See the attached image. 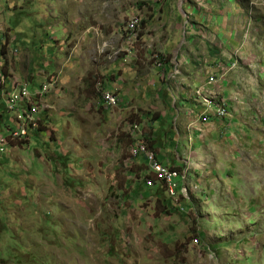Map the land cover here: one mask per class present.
Wrapping results in <instances>:
<instances>
[{
  "label": "rangeland",
  "instance_id": "obj_1",
  "mask_svg": "<svg viewBox=\"0 0 264 264\" xmlns=\"http://www.w3.org/2000/svg\"><path fill=\"white\" fill-rule=\"evenodd\" d=\"M0 140V264H264V0H0Z\"/></svg>",
  "mask_w": 264,
  "mask_h": 264
},
{
  "label": "built area",
  "instance_id": "obj_2",
  "mask_svg": "<svg viewBox=\"0 0 264 264\" xmlns=\"http://www.w3.org/2000/svg\"><path fill=\"white\" fill-rule=\"evenodd\" d=\"M25 87L28 86H25L24 84H20L17 86V88L12 90L11 95L9 96L10 98H8L6 102L7 108L15 109L16 106H20V103H24L25 101L28 100L29 97L25 95ZM103 100L105 103H116V104L119 103V100L117 99V96L115 94L108 95L106 98H103ZM209 112H211L212 114V109H208V113ZM222 113H224V111H222ZM211 114H209L208 116L209 118ZM30 116H32L31 113L24 114L23 118L15 117L13 119V126L11 128L6 129L7 133H20L21 136L29 137L28 130L30 131L37 128V124H32V126H25V117H30ZM136 138H137V134L136 136H134V142ZM6 147L7 144L5 142L0 141V153L5 152ZM143 161L145 162V165H153L154 169L159 170L160 174H161V167L165 166L160 161L150 162L149 155H146V153H145V159H143ZM145 185L149 189H152V186L149 185V182H145ZM160 187L162 188V190H173L176 193L182 194L181 173H173L172 175L162 176V183H160Z\"/></svg>",
  "mask_w": 264,
  "mask_h": 264
},
{
  "label": "crops",
  "instance_id": "obj_3",
  "mask_svg": "<svg viewBox=\"0 0 264 264\" xmlns=\"http://www.w3.org/2000/svg\"><path fill=\"white\" fill-rule=\"evenodd\" d=\"M182 81H187L186 80V77H184L183 78V80ZM191 81V83H193V80H190ZM192 86L190 83L189 84H186L185 85V87H187V86ZM221 87V86H220ZM16 88V87H15ZM14 88V89H15ZM26 90V89H25ZM179 90V92H180V94H181V90L180 89H178ZM216 91V90H215ZM25 93H27V91L25 92ZM183 95L185 96H183V99H185V100H187L188 98H186V97H188L189 95H190V93H191V91H186L185 89L183 90ZM186 93H187V95H186ZM243 93V92H242ZM241 93V94H242ZM27 96V95H26ZM203 98H206V97H203ZM211 99V98H210ZM213 100V99H212ZM218 100H220V99H218ZM232 101H234V98L233 99H231V100H229V104H230V106H232ZM232 102V103H231ZM190 105H192V103L190 102V101H184L183 100V102L180 104V106L182 107V106H185L186 107V110L188 111L189 109H191V108H189V106ZM110 106V105H109ZM195 106H196V104H195ZM229 106V107H230ZM233 107V106H232ZM201 108L203 109L204 107H203V105L201 104ZM203 110H205V108L203 109ZM195 111V110H194ZM194 111L193 110H191V113H192V115L194 114ZM214 119H218V120H223V119H219L218 117H216L215 116V113L214 112H212V114L210 115V120H214ZM224 121L225 122H223L224 124H226V125H228V123H229V119H224ZM216 123L217 124H219L221 127H222V124H221V122H218V121H216ZM188 124H193V123H188ZM188 128V130H185L184 132H185V134H184V138L182 139V141H183V143H182V145H179V144H177L176 146H175V151H176V154L174 153V155H175V157H176V159H178V160H180V158L182 159V161L180 162V161H177V162H179V164H178V166H176V169L177 168H183V170H185V169H187L188 170V167H186V165L187 166H189V163H190V161L192 160V157H190L189 156V153H191L192 152V154L196 157V155H198V153L197 152H195V150H199L198 152H200V155H201V153H203V150H202V146H201V144H200V142H199V140H196L197 138H198V136H196V135H198L196 132L195 133H191V129H192V127L191 128H189V127H187ZM173 133H174V130H173ZM174 135V134H173ZM190 136V137H189ZM187 137H189L188 138V144H186V139H187ZM131 138V137H130ZM191 140V141H190ZM196 140V145H193V143H194V141ZM148 143V142H147ZM174 143V142H173ZM172 143V144H173ZM172 144H170V145H167L166 147H169L170 148V146L172 145ZM148 146H149V144H148ZM156 146H158L159 147V145H156ZM149 148L151 149V150H153L150 146H149ZM196 148V149H195ZM195 149V150H194ZM154 151V150H153ZM155 152V151H154ZM157 155V154H156ZM165 155H163V153L160 151V154L157 156V158H158V160H160V162H162L164 165H167V164H165L164 162V157ZM144 158L145 159V157L144 156H141L140 158ZM139 158V159H140ZM197 160H199L200 159V156L198 155L197 157ZM188 160V161H187ZM205 165H206V163H205ZM150 171V170H149ZM188 172V171H187ZM196 173V174H195ZM194 174H192L191 172H189L188 174H190V181H192V182H194V180L197 178V177H200V179H202V175H200L199 174V172L197 173V172H195ZM149 174V173H148ZM150 174H151V172H150ZM153 176H155L154 174H152ZM159 182V181H158ZM201 183L203 184V180H201ZM202 184H201V186H200V191L202 192L201 194L202 195H207V191H205L204 190V188H203V186H202ZM191 185H193V184H191ZM196 188H197V190L199 191V186H196ZM196 193H198V192H194L193 193V195H196ZM192 195V196H193Z\"/></svg>",
  "mask_w": 264,
  "mask_h": 264
},
{
  "label": "bare ground",
  "instance_id": "obj_4",
  "mask_svg": "<svg viewBox=\"0 0 264 264\" xmlns=\"http://www.w3.org/2000/svg\"><path fill=\"white\" fill-rule=\"evenodd\" d=\"M114 93H112V92H105L104 94H103V98H106L108 95H113ZM212 102H213V100L212 99H210ZM209 102L207 101V104H208ZM108 104H110V105H115L116 103H108ZM225 104V103H224ZM212 105H215V103L213 102V104ZM216 105H223L222 103H220V104H216ZM226 105V104H225ZM204 107V106H203ZM226 107H227V105H226ZM205 108V107H204ZM205 110H206V108H205ZM228 110V109H227ZM9 111V110H8ZM207 111V110H206ZM11 112V111H10ZM26 112V111H25ZM208 112V111H207ZM212 112H214V111H212ZM215 113V112H214ZM215 116L216 117H218L219 119H222V118H220L219 116H217L216 114H215ZM224 120V119H223ZM1 142H2V140H0ZM148 144V143H147ZM150 149V148H149ZM151 150V149H150ZM149 160H150V162H156V158H155V156L153 155V154H150L149 155ZM152 167H153V165H152ZM154 168V167H153ZM176 169V168H175ZM156 172H158V173H160L159 172V170H157V169H154ZM173 173H171V172H169L168 170H166L164 167H161V175L162 176H168V175H172ZM148 180V179H147ZM171 192L172 193H174L172 190H171Z\"/></svg>",
  "mask_w": 264,
  "mask_h": 264
},
{
  "label": "trees",
  "instance_id": "obj_5",
  "mask_svg": "<svg viewBox=\"0 0 264 264\" xmlns=\"http://www.w3.org/2000/svg\"><path fill=\"white\" fill-rule=\"evenodd\" d=\"M150 147H151V145H150ZM204 239V241H206V238H203Z\"/></svg>",
  "mask_w": 264,
  "mask_h": 264
},
{
  "label": "clouds",
  "instance_id": "obj_6",
  "mask_svg": "<svg viewBox=\"0 0 264 264\" xmlns=\"http://www.w3.org/2000/svg\"><path fill=\"white\" fill-rule=\"evenodd\" d=\"M204 109V108H203Z\"/></svg>",
  "mask_w": 264,
  "mask_h": 264
}]
</instances>
